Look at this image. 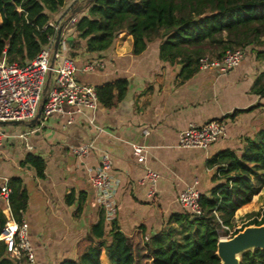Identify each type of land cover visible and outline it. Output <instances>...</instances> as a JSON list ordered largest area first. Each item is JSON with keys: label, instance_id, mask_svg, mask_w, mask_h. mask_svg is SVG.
Segmentation results:
<instances>
[{"label": "crops", "instance_id": "crops-1", "mask_svg": "<svg viewBox=\"0 0 264 264\" xmlns=\"http://www.w3.org/2000/svg\"><path fill=\"white\" fill-rule=\"evenodd\" d=\"M90 1L65 0L60 11L48 13L49 24L64 26L61 38L67 43L66 55L77 67L100 64L96 71H79L80 83L95 88L126 79V92L109 108L98 103L94 110L74 112L73 107L63 105L62 113L40 117L35 125L5 124L9 131L2 129L5 137L0 148V209L4 215L1 189L5 183L13 177L21 178L28 194L21 220L28 224L36 264H60L74 258L78 241L102 217L106 240L115 222L122 233L134 238L135 264L140 259L150 264L145 243L154 234L173 228L176 237L180 236L182 226L170 220L174 213L187 212L177 202L180 191L192 186L207 194L221 182L213 180L214 166L208 165V159L225 149L239 153L245 139L254 137L263 127L264 105L258 101L257 90L264 84V62L246 55L227 73L198 68L182 80L181 63L160 59L159 38L149 40L145 50L134 55L132 36L125 31L117 34L108 49L87 52L85 40L65 23L71 16L79 19L88 15ZM218 54L219 51L205 53ZM69 116L71 123H67ZM212 120H221L225 125V135L218 141L207 149L178 146L179 135L189 123L204 125ZM83 144L91 147L86 156L78 157L72 149ZM133 144L145 146L144 162L137 161ZM103 153L111 158L110 175L115 182V214L110 221L96 202L90 183ZM27 155L43 159L41 177L33 167L22 164ZM147 170L159 174L152 195H148L149 183L139 182ZM263 191L264 187L254 196L255 202L253 197L239 208L242 214L256 210ZM100 263L108 264L104 248Z\"/></svg>", "mask_w": 264, "mask_h": 264}, {"label": "trees", "instance_id": "trees-1", "mask_svg": "<svg viewBox=\"0 0 264 264\" xmlns=\"http://www.w3.org/2000/svg\"><path fill=\"white\" fill-rule=\"evenodd\" d=\"M65 0H0V59L25 63L50 43L56 26L49 24L48 13L58 12ZM73 29L85 40L87 52L108 49L119 32L132 36V53L141 54L149 40L159 38V57L182 64L179 76L191 77L198 59L205 53L259 44L264 36V0H91L88 15L77 19ZM263 52V51H262ZM257 57L264 59V52ZM127 89L126 79H116L95 87L98 101L112 107ZM264 92V84L257 90ZM22 164L43 175L44 161L27 155ZM214 166L212 186L200 193L201 215L174 213L170 220L182 226L176 237L173 228L154 234L146 243L150 264H220L216 255L219 230L232 225L235 212L264 187V125L254 137H247L239 153L222 150L208 159ZM8 201L13 218L20 222L27 208L28 194L19 177L8 180ZM254 202L256 197H254ZM80 206L79 209L80 210ZM250 224L264 223V208L248 214ZM5 217L0 209V229ZM240 230H237L238 232ZM235 234V233H234ZM105 239L104 219L91 226L76 245L74 258L60 264H101L104 252L108 264H135L134 238L122 233L115 222ZM7 255L0 241V264H21ZM239 264H264V249L242 254Z\"/></svg>", "mask_w": 264, "mask_h": 264}, {"label": "built area", "instance_id": "built-area-1", "mask_svg": "<svg viewBox=\"0 0 264 264\" xmlns=\"http://www.w3.org/2000/svg\"><path fill=\"white\" fill-rule=\"evenodd\" d=\"M77 18L71 16L65 26H74ZM58 26H56V30ZM43 47L37 55L25 63L8 62L4 57L0 59V121L29 122L37 113L42 103L41 117L47 118L54 113H62L63 105L74 108V112L83 109H96L99 101L94 87L82 84L77 80V73L96 71L100 64L90 63L77 67L75 62L66 55L67 43L60 38L53 60V44ZM244 58L240 48L226 49L221 57L202 55L198 59L200 70L214 69L219 73H227L236 68ZM258 101L264 105V92L258 95ZM73 112V113H74ZM69 114H72L70 112ZM72 122L69 116L67 123ZM147 134V130H144ZM225 135V125L221 120H212L204 125L189 123L179 135L178 146L183 148L207 149L212 143ZM23 137V135H20ZM5 134L0 126V148L3 145ZM91 144H83L72 149L78 157L88 154ZM145 146L133 144L132 150L139 163L145 160ZM112 161L108 153H103L99 159L95 172L90 176V183L95 190V199L103 209L105 219L110 221L115 214L113 195L115 182L111 178ZM159 174L147 170L140 183H149L148 195L155 191V184ZM6 181V179H5ZM5 198L3 209L5 222L0 229V241L4 243L6 253L14 259H21L25 264L34 262L33 250L28 239V224L21 220L17 222L9 207V189H1ZM198 190L192 186L185 187L177 196L178 204L193 217L201 215Z\"/></svg>", "mask_w": 264, "mask_h": 264}, {"label": "water", "instance_id": "water-1", "mask_svg": "<svg viewBox=\"0 0 264 264\" xmlns=\"http://www.w3.org/2000/svg\"><path fill=\"white\" fill-rule=\"evenodd\" d=\"M63 25L57 29L53 44V55L57 51L61 38ZM42 103L39 105L36 116L29 121V124L35 125L39 122L42 112ZM23 121H0V126L7 123H22ZM256 249H264V223L260 225L250 224L236 232L228 239H218L216 243V255L220 259V264H239L242 254Z\"/></svg>", "mask_w": 264, "mask_h": 264}, {"label": "rangeland", "instance_id": "rangeland-1", "mask_svg": "<svg viewBox=\"0 0 264 264\" xmlns=\"http://www.w3.org/2000/svg\"><path fill=\"white\" fill-rule=\"evenodd\" d=\"M260 41L261 42L259 44H250V45H246L243 47H234V48L242 49L244 56H246V55L251 56V57H254L255 59L259 60L260 62H264V59L257 57L258 52H262V51L264 52V36L261 37ZM2 129L5 132L9 131L8 125L2 126ZM262 206H264V191L258 200L256 210H252L248 213L240 214V215L235 214L233 221H232V225L228 228H226V227L224 228V229H227V231L225 232L223 229L218 231L219 238L220 239H225V238L228 239V238L232 237L234 235V233H236L237 230H241L242 228L247 226L250 219H252V217H250L248 214L251 212H254V211H258L259 209H261ZM138 262H139V264H148V262L146 260H143V259L138 260Z\"/></svg>", "mask_w": 264, "mask_h": 264}]
</instances>
